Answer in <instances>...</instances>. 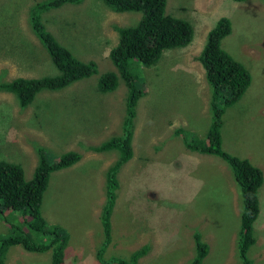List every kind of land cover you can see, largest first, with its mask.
I'll return each instance as SVG.
<instances>
[{"label": "rangeland", "instance_id": "374dc122", "mask_svg": "<svg viewBox=\"0 0 264 264\" xmlns=\"http://www.w3.org/2000/svg\"><path fill=\"white\" fill-rule=\"evenodd\" d=\"M38 1L0 0V82L58 73L28 21V11ZM166 12L189 20L193 37L186 47L164 50L155 63L132 61L143 89L134 118V165L125 162L119 168L112 240L105 256L126 257L148 244L150 250L139 264H187L195 254L198 234L208 245L201 264H242L237 246L242 200L231 168L219 157L227 170L200 168L194 174L188 161L185 166L176 161L169 168H143V146L150 139L137 131L145 116L156 118L158 124L171 116L179 127L201 136L211 119L212 89L198 55L207 32L225 16L231 32L221 47L248 69L251 84L223 114L222 146L263 172L259 211L252 224L255 242L247 255L252 264H264V2L166 0ZM140 17L139 11H115L103 0H82L45 12L47 29L78 59L93 60L97 73L59 89L42 90L24 107L14 93L0 91V160L18 163L28 180L39 161L38 147H44L51 159L67 151L81 154L73 165L49 174L41 202L48 224L69 234L62 264H105L96 257L103 239L99 212L105 201L106 171L118 152L91 147L120 134L117 118L124 116L127 90L119 77L111 92L97 86L101 74L116 72L108 54L117 43V27L132 25ZM105 127L108 130L100 132ZM7 232L0 218V234ZM50 255V250L33 252L14 245L5 260L50 264Z\"/></svg>", "mask_w": 264, "mask_h": 264}, {"label": "trees", "instance_id": "16d2710c", "mask_svg": "<svg viewBox=\"0 0 264 264\" xmlns=\"http://www.w3.org/2000/svg\"><path fill=\"white\" fill-rule=\"evenodd\" d=\"M81 1L41 0L30 7L28 21L31 30L47 50L58 73L42 77H16L0 82V91L14 93L20 106H26L42 90L59 89L97 73V65L93 60L78 59L47 29L42 19L45 12ZM103 2L119 12L139 11L141 17L132 25L117 27L118 40L108 54L116 72L107 71L98 79L97 88L102 92H111L117 87L119 77L123 80L127 93L120 134L91 147L95 151L116 149L118 152L117 159L106 171L105 201L99 213L103 239L96 257L105 264H139L140 258L150 250L148 244L133 250L126 257L105 256L104 253L112 240L111 214L119 185V168L133 155V122L137 102L143 90L140 89L138 74L132 67V61L152 64L160 60L164 50L188 46L193 37V26L189 20L168 14L166 0H103ZM230 32L229 18L220 17L207 32L198 55L206 81L212 89L211 119L204 139L189 136L180 129H177L176 133H182L184 145L188 149L218 156L231 168L242 200L237 239L238 255L242 264H252L247 251L255 242L252 224L259 211L257 191L263 183V172L248 158L233 155L222 146L223 114L227 107L243 96L251 84L248 69L221 47V40ZM37 150L39 161L28 180L25 179L23 169L18 163L0 160V218L8 226L7 234H0V264H7L5 260L7 250L14 245H21L33 252L50 250V264L63 263L69 234L61 226L48 224L41 214V202L49 174L73 165L80 160L81 154L67 151L51 159L44 147H38ZM13 212H17L18 216H14ZM195 242V254L187 264H201L208 253V245L200 240L198 234L195 236Z\"/></svg>", "mask_w": 264, "mask_h": 264}, {"label": "crops", "instance_id": "0c3cea01", "mask_svg": "<svg viewBox=\"0 0 264 264\" xmlns=\"http://www.w3.org/2000/svg\"><path fill=\"white\" fill-rule=\"evenodd\" d=\"M108 103L109 101H107L106 104ZM118 120H121L122 122V117L120 118V116H118L117 121ZM144 121L147 122L145 126L143 124ZM176 122V119H173L171 116H169L168 118H165L163 120V124H158L156 118L145 116V119L142 121V124L137 128V131L141 132L143 137L150 139V141L143 146V160L141 167L146 168L151 165H160L162 167L165 166L169 168L176 161H181L182 164L185 166V163L188 161L191 163V169L193 170L194 174H198V170L200 168H217L221 171L227 170L228 164L224 160L220 158L226 163L227 166L217 160L216 157L218 156L188 149L184 145L182 133H176V130L180 129L184 130L189 136L204 139L205 132L208 128L210 121L208 122V125L204 129L201 136L190 134L187 129L179 127L178 123ZM184 126H187V123H184ZM95 128L97 130V126H95ZM105 130H108V127L101 129L100 132H103ZM191 131L194 132L193 129H191ZM134 133L135 127L133 122V136ZM166 138L167 140H165ZM133 159L134 156H132V158L127 163L130 162V164L133 166Z\"/></svg>", "mask_w": 264, "mask_h": 264}, {"label": "clouds", "instance_id": "9594fccd", "mask_svg": "<svg viewBox=\"0 0 264 264\" xmlns=\"http://www.w3.org/2000/svg\"><path fill=\"white\" fill-rule=\"evenodd\" d=\"M192 41V40H191ZM167 50V49H166ZM78 81V80H77ZM75 82V81H74ZM73 83V82H72ZM71 84V83H70ZM98 89V88H97ZM116 89V88H115ZM44 91V90H43ZM113 91V90H112ZM138 103V102H137ZM133 156V155H132ZM104 204V203H103ZM101 208H102V206H101ZM100 213V212H99ZM205 258V257H204ZM203 261V260H202ZM202 263V262H201Z\"/></svg>", "mask_w": 264, "mask_h": 264}, {"label": "water", "instance_id": "95a60500", "mask_svg": "<svg viewBox=\"0 0 264 264\" xmlns=\"http://www.w3.org/2000/svg\"><path fill=\"white\" fill-rule=\"evenodd\" d=\"M100 210H101V208H100Z\"/></svg>", "mask_w": 264, "mask_h": 264}, {"label": "bare ground", "instance_id": "6f19581e", "mask_svg": "<svg viewBox=\"0 0 264 264\" xmlns=\"http://www.w3.org/2000/svg\"><path fill=\"white\" fill-rule=\"evenodd\" d=\"M161 59V58H160Z\"/></svg>", "mask_w": 264, "mask_h": 264}]
</instances>
